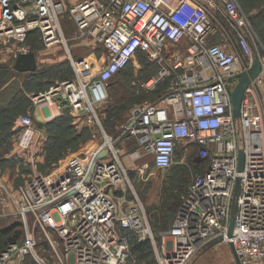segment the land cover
Masks as SVG:
<instances>
[{"label":"built area","instance_id":"built-area-1","mask_svg":"<svg viewBox=\"0 0 264 264\" xmlns=\"http://www.w3.org/2000/svg\"><path fill=\"white\" fill-rule=\"evenodd\" d=\"M66 14L75 37L94 39L106 55L93 78L56 81L31 95L33 105H69L101 124L112 79L142 54L157 72L140 86L163 84L166 90L160 103L134 106L121 128L120 136L138 144L131 159L151 154L154 167L169 169L178 144L193 143L194 160L208 162L181 193L172 226L156 234L122 150L103 128L104 140L90 156L71 155L58 172H36L18 186L17 209L0 212V218L19 216L24 234L1 250L0 264H24L31 256L42 263L36 230L58 264H127L131 233L150 240L156 264H190L220 236L233 245L240 264H264V58L255 52L259 38L239 0H0V60L30 52L35 31L46 50L67 45ZM255 56L261 71L245 89L237 117L232 92ZM20 125L17 144L32 150L42 134L39 123L25 114ZM7 200L1 197L0 206Z\"/></svg>","mask_w":264,"mask_h":264},{"label":"rangeland","instance_id":"rangeland-1","mask_svg":"<svg viewBox=\"0 0 264 264\" xmlns=\"http://www.w3.org/2000/svg\"><path fill=\"white\" fill-rule=\"evenodd\" d=\"M241 1L244 2V5L242 2L241 3L244 6L245 11H247V13H251V16H255V21H253L254 24H252L254 25V30L256 31L259 38V42L255 47V52L264 58V18L260 17V15L264 14V0ZM66 16L70 17L69 14H66ZM2 46L3 43L0 40V47ZM44 57L48 59L49 54L45 55ZM1 60L0 66H11V61H5L6 59L4 58H2ZM43 60H41V62H45ZM135 63H142L145 68L147 67V69H150V73H152V75H155V73L157 72V65L153 62H150L144 55H138L135 62L132 61L129 64L131 65ZM47 75L49 78H52L55 76H60L61 74L50 71ZM5 80L6 83L4 82ZM22 81L29 85V78H24L23 74L16 73L14 69L9 70V72H5L4 70L0 69V100L3 98H7V95L11 92V90H16L17 84L21 83ZM114 81L115 80L112 79L110 83L108 89L109 97L107 101L100 107V109L102 110L107 108L110 112L109 114H107L106 122L101 118L100 124L98 121L91 122L84 115L73 116L71 120L73 124H71V128H69L70 130H64L65 135H62L61 140L55 141L56 149H54V145L53 148L48 145L51 137H49L47 130L42 132L40 137H38L37 144L32 150H22L19 148L17 144L18 135H16V133L14 134V131H12V133L7 136L8 139H5L3 141V144L1 142L2 140L0 141V198L6 197L8 199L6 204L0 206V212H13L17 209V188L34 173H56L61 169V167L65 164L67 158L71 155H79L82 157L90 156L91 153H93L94 150L99 146V144L103 142L104 128V130L110 136H112L114 140H117V144L122 150L121 159L122 161H124V164L128 169L129 176L140 200L144 203L145 207H147V211L153 228H164V221L167 220L169 216L170 222H173L174 216L177 211L178 200L184 190V187L200 171L197 164H199L200 167H203V165H205L208 161L200 165V163H197L194 160V153L196 150L195 144H178L175 155V162L173 164V166H175V183H177V186L175 188H172L170 184L167 185L164 182V180L167 178L166 174L169 170H161L154 167L151 154L145 156L142 159L133 161L130 154L136 147H138V144L133 139L126 138L125 136H120L122 127H119L122 123H125L121 120L126 116L127 111L122 110V112H119V106H124L120 105L124 103L125 105L126 103L129 104V101L137 103L154 99L161 95L159 94V92H161V90L163 91L164 87H158L157 89L155 88L156 91L154 90V92H151L153 95L146 93L144 94V98H142L141 95L137 96L134 93L130 94V88L128 87L129 85L127 86V89L124 88L123 90H121L119 86L117 87L115 85L116 82L114 83ZM51 83H54V81ZM139 84L140 81L137 80L136 86H139ZM25 95L28 99L30 98L32 102L31 95L30 97H28V93H25ZM12 106L14 107L13 114L18 113L19 117H22L25 114H31L30 111L23 110L24 104L15 103ZM7 128L10 129L11 126H7ZM51 132H56L57 134L58 130H51ZM72 135L76 136L75 140L69 139ZM186 146L188 148V154H184ZM212 148H214V145L212 146ZM144 164H147V166L144 167ZM184 164H188V168L181 167ZM163 186H166V188L162 189ZM125 188L128 197L131 198L132 196H134V192L129 185L125 186ZM14 222L22 223V225L18 227L23 231L24 234L23 222L19 216L17 217L16 215H10L9 217L0 218L1 227L7 226ZM36 233L38 242L40 243V241H44L42 232L40 230H36ZM3 238L5 240L0 239V247L4 246V241L5 243L7 242L6 235H4ZM49 252L54 253L52 249L48 251V254ZM38 255L44 260H42V263L38 262L39 258L35 259V257L32 256L30 257L29 261L34 260L36 264H58L56 257L54 260L53 258L49 257L50 254L49 256H45L38 251ZM25 264L31 263L27 261ZM127 264H156V256L155 252L153 251V245H151V248L144 256H141L138 252H133L131 250ZM190 264L237 263L231 246L224 241H219L210 243L209 245L201 249L192 258Z\"/></svg>","mask_w":264,"mask_h":264},{"label":"crops","instance_id":"crops-1","mask_svg":"<svg viewBox=\"0 0 264 264\" xmlns=\"http://www.w3.org/2000/svg\"><path fill=\"white\" fill-rule=\"evenodd\" d=\"M70 16V15H69ZM62 29L64 32L65 37L67 38V45L63 43L57 44L54 48H52L50 51L46 50L44 46L37 44V42L33 40V37L29 38V43L31 44V51L35 52L38 59V69L35 71H19L14 67L15 60H12V58L9 57V61H11V67L14 69L18 74H23L24 78L28 77L29 79H33V83H31V87L27 88L24 84V81L21 82L20 88L25 92L28 93V97L30 95L36 93V92H43L49 89V86H51L56 81L66 80L70 78H74L77 74H80L82 77L86 79L93 78L96 71L101 67L103 58L106 55V49L101 45L98 44L94 39L92 38H83V37H75L76 33V26L71 19V17L64 16L62 19ZM37 45V46H34ZM39 45V46H38ZM49 54V58H45L44 56ZM44 57V60H43ZM41 60L45 62H41ZM136 60V59H135ZM135 62V61H133ZM49 71L60 73V76H55L52 78H49L48 76L45 77L47 81H45L48 85L46 88H42L39 83V77L38 74L41 70H47ZM119 73V74H118ZM116 76L113 78L114 83L116 82V86L121 88L123 90L124 88H130V94L135 95H141L142 98H144V94L149 93L153 95L151 92L156 91V89L164 87V90L159 92L158 97L146 100L151 101L154 103H160V98L162 97V94L166 90V85H160L156 87V89L146 90L142 88L139 84V86H136V81H143L147 80L149 77L153 76L152 73H150V69L145 68V66L141 63L138 64H129L127 67L119 71ZM138 78V79H137ZM119 82V83H118ZM114 85V84H113ZM129 85V86H128ZM128 86V87H127ZM113 87V86H112ZM137 87V88H136ZM145 101L134 103L133 101H129V104L125 103L120 104L124 106H119V112H122V110H126V116L121 120L123 122H127L131 116L132 110L134 106L143 103ZM103 102L101 106L104 104ZM6 104V103H4ZM116 105V104H115ZM32 109L28 108V111L31 112L33 118L39 123V126L41 128V131L44 132L47 130V123L52 121V119L61 116L60 118H72L73 116H80L84 115L83 113L75 111L73 108H71L69 105H65L63 107H58L57 104H48L47 106H39L35 107L34 105H31ZM112 112V111H111ZM101 119L106 122L107 114L110 112L107 108L100 109L99 111ZM125 113V111H124ZM85 116V115H84ZM69 118V119H70ZM72 120V119H71ZM71 120L64 119L62 122H66L67 125L72 123ZM126 120V121H125ZM124 123V124H125ZM17 125L20 124V117L17 120ZM15 124V128L17 125ZM124 124L122 123L119 128L123 127ZM118 128V129H119ZM46 133V132H45ZM16 133V135H18ZM18 137V136H17ZM51 249L49 243L45 240L40 241V243L37 246V250L42 255H48L49 257L53 258L55 260V255L53 253L48 254V251ZM29 259V258H28ZM26 259L25 263L28 261ZM24 263V264H25Z\"/></svg>","mask_w":264,"mask_h":264},{"label":"trees","instance_id":"trees-1","mask_svg":"<svg viewBox=\"0 0 264 264\" xmlns=\"http://www.w3.org/2000/svg\"><path fill=\"white\" fill-rule=\"evenodd\" d=\"M239 2L240 3L242 2L243 5H244V2L243 1L239 0ZM242 3H241V5H242ZM243 8H244V6H243ZM245 12H247V11H245ZM248 14H249V16L251 18V21L253 23V21H255V18H254L255 16L254 15L251 16V13H248ZM260 17L261 18H264V14L260 15ZM31 37H33L34 42L36 41L37 44L39 43V45L44 46L43 42L39 38L38 31H35L33 34H31L30 35V38ZM34 46H37V45H34ZM0 69L4 70L5 72L6 71L9 72V70H12L11 67L6 66V65L5 66H0ZM49 70L50 69L41 70L38 73L40 75V77H39L40 78L39 79V83H40V86L42 88L48 87V84L45 82V81H47L45 77L48 76L47 74H48V72H50ZM29 80H30L29 85H27V83L24 82V84L26 85L27 88L31 87L30 84L33 83L34 78H33V80H31V79H29ZM4 82L6 83V80ZM20 84L21 83L17 84L16 90H11V92L7 95V98H3V99L0 100V141L2 140L1 141L2 144H3V141L5 139H8L7 136L9 134H11L12 131H14V134H15V133H18L21 130V125L20 124L19 125L16 124L17 123V120L19 119V115H18V113L13 114L14 107L12 105L15 104V103H17V104H24L23 110H28V108L29 109H32V108H30L31 107L30 105H32V102H31L30 98L29 99L27 98V96L25 95V92L20 88ZM164 93H165V91H164ZM4 103H6V104H4ZM60 117L61 116L56 117V119H53L52 121H50L49 123H47V131H48L49 137H51V140L48 143V145H50L52 148H53V145H54L55 146L54 149H56L55 141L61 140L62 135H65V131L64 130H66V129L67 130H70L69 128H71L70 126H71V124H73L72 121H71L72 123H70L68 125H67V123L65 121L62 122L64 119L71 120L72 118L67 117V118H62L61 119ZM15 124L17 125L16 128H15ZM7 126L8 127L11 126V128L9 129V128H7ZM51 130H54V131H57L58 130V133L56 134V132H51ZM69 139L70 140H75L76 139V136L75 135H72V136H70ZM57 145H58V143H57ZM5 160H6V158H5ZM188 166H189L188 164L187 165L184 164L181 167L188 168ZM197 166L199 167L198 169H200L199 172H202V170H203L202 167H200L199 165H197ZM172 167L174 168L173 171H172L173 178L170 179V181H169V183L167 185L170 184L172 186V188H175L177 186V183H175L176 177L174 176L175 166H172ZM171 182L173 183V185H172ZM188 184L184 187V190L183 191L186 190ZM163 187L166 188V186H163ZM165 188H162V189H165ZM179 204H180V197H179V200H178L177 209L179 207ZM147 213H148V211H147ZM176 213H177V211H176ZM148 216H149V214H148ZM175 216H176V214H175ZM175 216H174V219H175ZM149 220H150V218H149ZM173 222H174V220H173ZM173 222H170V216H169L167 218V220L164 221V224H165L164 225L165 226L164 228H162V229L161 228H158L157 229L155 227L153 228L152 224H151V226H152L154 232L157 234L161 230L169 229L172 226ZM150 223H151V220H150ZM21 225H22L21 222H14V223H11V224H9L7 226H2V227L0 226V239H4L3 236L6 235V240H7L6 243L4 241V246L0 247V250L4 249L5 248V245L9 241L18 240V239H20L22 237L23 231L20 230V228H19ZM129 243H130V250H132L133 252H138L139 255H141V256H144L148 252V250L151 248V245H152V243L150 242L149 239L140 240L138 238V236L136 234H133V233H131V235L129 236ZM29 259H30V257H29ZM29 259H28V262H30L31 264H36V262H34V260H30L29 261Z\"/></svg>","mask_w":264,"mask_h":264},{"label":"water","instance_id":"water-1","mask_svg":"<svg viewBox=\"0 0 264 264\" xmlns=\"http://www.w3.org/2000/svg\"><path fill=\"white\" fill-rule=\"evenodd\" d=\"M14 67L19 71H35L38 69V59L35 52L30 51L26 53H20L18 57L15 59ZM261 71V62L259 56H255L253 59V65L247 70L239 74L240 81L235 86L233 92H232V99H233V107L235 115L238 117L240 115V107H241V101L245 92V89L248 87V85L251 83V81L260 73ZM107 153V150H103L99 153L97 157H102ZM243 166V153H240V168ZM240 193V182L238 181L236 191H235V197L233 201L232 206V212H231V222L230 227L228 231V236H232L233 229L235 225V218L238 210V204H237V198ZM223 239V236H220L219 238L215 239L211 243L219 242ZM231 248L233 251V254L235 256L237 264L239 263L238 257L235 253L234 247L231 244Z\"/></svg>","mask_w":264,"mask_h":264},{"label":"flooded vegetation","instance_id":"flooded-vegetation-1","mask_svg":"<svg viewBox=\"0 0 264 264\" xmlns=\"http://www.w3.org/2000/svg\"><path fill=\"white\" fill-rule=\"evenodd\" d=\"M173 167H171V168H169L168 170V173L166 174L167 175V178L164 180V182L166 183V184H168L169 183V181H170V179H172L173 178V175H172V171H173ZM163 188H165V187H163Z\"/></svg>","mask_w":264,"mask_h":264},{"label":"bare ground","instance_id":"bare-ground-1","mask_svg":"<svg viewBox=\"0 0 264 264\" xmlns=\"http://www.w3.org/2000/svg\"><path fill=\"white\" fill-rule=\"evenodd\" d=\"M119 74V73H118Z\"/></svg>","mask_w":264,"mask_h":264}]
</instances>
